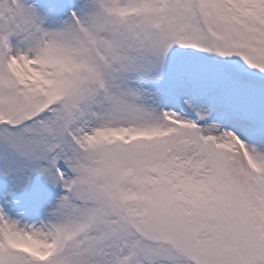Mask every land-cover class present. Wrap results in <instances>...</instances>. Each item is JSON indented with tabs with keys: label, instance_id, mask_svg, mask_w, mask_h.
Wrapping results in <instances>:
<instances>
[{
	"label": "snow or ice",
	"instance_id": "6c2138e0",
	"mask_svg": "<svg viewBox=\"0 0 264 264\" xmlns=\"http://www.w3.org/2000/svg\"><path fill=\"white\" fill-rule=\"evenodd\" d=\"M0 264H264V0H0Z\"/></svg>",
	"mask_w": 264,
	"mask_h": 264
}]
</instances>
